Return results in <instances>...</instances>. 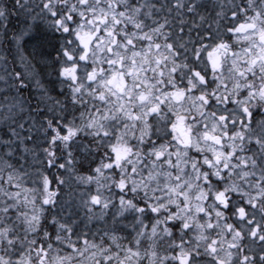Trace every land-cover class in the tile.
Returning <instances> with one entry per match:
<instances>
[{
	"label": "snow or ice",
	"instance_id": "obj_1",
	"mask_svg": "<svg viewBox=\"0 0 264 264\" xmlns=\"http://www.w3.org/2000/svg\"><path fill=\"white\" fill-rule=\"evenodd\" d=\"M0 264H264V0H0Z\"/></svg>",
	"mask_w": 264,
	"mask_h": 264
}]
</instances>
